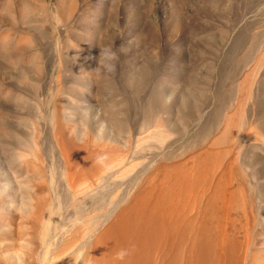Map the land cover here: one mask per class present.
Segmentation results:
<instances>
[{
	"label": "rangeland",
	"instance_id": "rangeland-1",
	"mask_svg": "<svg viewBox=\"0 0 264 264\" xmlns=\"http://www.w3.org/2000/svg\"><path fill=\"white\" fill-rule=\"evenodd\" d=\"M176 164L203 264H264V0H0V264H84Z\"/></svg>",
	"mask_w": 264,
	"mask_h": 264
},
{
	"label": "bare ground",
	"instance_id": "bare-ground-1",
	"mask_svg": "<svg viewBox=\"0 0 264 264\" xmlns=\"http://www.w3.org/2000/svg\"><path fill=\"white\" fill-rule=\"evenodd\" d=\"M202 175L199 164L165 168L93 239L84 264H203L199 253L208 252V224H197L188 211ZM211 197L204 213L216 199Z\"/></svg>",
	"mask_w": 264,
	"mask_h": 264
}]
</instances>
